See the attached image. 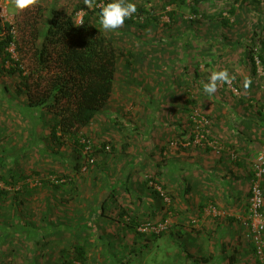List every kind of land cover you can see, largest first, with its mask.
<instances>
[{"label":"rangeland","instance_id":"rangeland-1","mask_svg":"<svg viewBox=\"0 0 264 264\" xmlns=\"http://www.w3.org/2000/svg\"><path fill=\"white\" fill-rule=\"evenodd\" d=\"M78 1L40 0V32L51 8L69 12ZM106 2L98 0L97 9ZM131 2L137 9L132 23L110 31L122 51L113 91L77 145L59 133L51 136L52 114L26 105L19 76L8 73L11 64L0 58V264H57L61 250L75 243L84 244L87 264L182 262L173 256L176 219L157 213L161 202L170 207L172 197L163 190L169 201L156 198L147 183L161 185L155 164L186 143V134H192L194 155L205 151L217 158L229 148L230 163L240 164V200H207L203 214L235 220L233 246L228 243L240 247L235 264H264L248 223L254 167L264 151V0H203L197 13L193 0ZM4 6L0 35L6 22L16 35L20 12L34 3L22 11L13 0ZM82 15L76 13V23ZM145 18L150 25L142 27ZM8 51L18 60L13 45ZM28 64L24 57L20 67ZM219 70H227L230 83L205 94L202 83ZM226 115L240 117L231 128L239 132L240 154L223 145L227 140L220 135H235L230 129L222 133ZM259 185L264 212V176ZM134 215L140 220L135 231L123 223ZM189 218L195 230L205 222ZM165 219L166 229L156 233ZM206 232L201 236L207 238Z\"/></svg>","mask_w":264,"mask_h":264},{"label":"trees","instance_id":"trees-1","mask_svg":"<svg viewBox=\"0 0 264 264\" xmlns=\"http://www.w3.org/2000/svg\"><path fill=\"white\" fill-rule=\"evenodd\" d=\"M39 1L34 0L31 11L20 12L22 18L16 22V35L13 34L12 24H3L0 58L11 64L8 73L19 76L26 105L52 114L51 136H67L77 145L80 132L110 98L122 51L114 46V36L110 31H105L99 24L96 15L98 0H94L91 8L85 6L84 0H79L69 12L51 8L42 33L39 19L44 7ZM202 1L193 0L192 11L197 13ZM79 11H83L82 24L75 20ZM133 16L125 19L124 23H132ZM149 25L150 21L145 18L142 27ZM11 45L16 48L18 60L13 59L8 51ZM24 57L29 64L22 69L20 63ZM154 185L165 189L162 185L147 183L151 192L162 199ZM135 216L123 221L133 231L140 223ZM92 220L93 217H88L89 226ZM166 227L156 233L162 234ZM66 250H61L57 264H87L84 244L75 243L67 250L69 253ZM92 261L97 262L95 258ZM115 262L113 264H122L121 261Z\"/></svg>","mask_w":264,"mask_h":264},{"label":"crops","instance_id":"crops-1","mask_svg":"<svg viewBox=\"0 0 264 264\" xmlns=\"http://www.w3.org/2000/svg\"><path fill=\"white\" fill-rule=\"evenodd\" d=\"M224 117L227 131L223 130L222 133L229 132V129L232 131L233 122L240 121V117L237 120L228 118V115ZM232 132L235 135H220L227 140L223 145L225 148L235 146L240 154L239 132L234 129ZM185 133L187 132L182 136ZM183 139L187 142L171 152L166 151L163 161L155 164L156 180L172 197L170 207L162 204L159 199L161 208L158 206L157 213L164 217L171 215L172 219H176L177 231L174 238L178 242V248L173 251V256H182V262L178 264H235V258L240 256V247H228V243L233 246L235 220L230 223L219 217H207L203 214V209L207 200L219 203L240 200V164L230 163L229 148L223 150L217 158L205 151L194 155L188 143L192 134H186ZM190 216L205 220L203 226L193 229L195 225L189 222ZM200 230L203 233L211 231L208 239L201 236L203 234ZM215 238L216 240H212Z\"/></svg>","mask_w":264,"mask_h":264},{"label":"clouds","instance_id":"clouds-1","mask_svg":"<svg viewBox=\"0 0 264 264\" xmlns=\"http://www.w3.org/2000/svg\"><path fill=\"white\" fill-rule=\"evenodd\" d=\"M33 3L34 0H13V6L21 11ZM93 3L94 0H84L86 7L91 8ZM136 11V5L131 0H107L104 6L98 10L99 24L105 31L116 30L124 24L125 19L131 18ZM82 23L84 20L81 17L78 24ZM231 79L227 70L214 71L208 76L207 82L202 83V90L205 94L212 95L216 92L218 83L227 84Z\"/></svg>","mask_w":264,"mask_h":264},{"label":"built area","instance_id":"built-area-1","mask_svg":"<svg viewBox=\"0 0 264 264\" xmlns=\"http://www.w3.org/2000/svg\"><path fill=\"white\" fill-rule=\"evenodd\" d=\"M4 1L6 0H0V17L4 16L6 14V7L4 6ZM87 149V148H86ZM107 151L109 150V147L106 146L105 148ZM236 155L233 152H230V158L234 159ZM264 151L261 153L256 160V164L254 167L255 171V182L252 185L251 190V203L249 208V224L251 227L250 230V236L251 241L253 243L254 252L257 255L259 259H261L264 255V212H262V196H261V188L259 185V180L264 176ZM154 187L159 192L162 199L166 202L169 201V197L165 192L157 185H154ZM167 220L163 221L162 223H159L157 225V231H160L164 229L167 226ZM149 227L148 224H145L142 228H140L142 231L147 230Z\"/></svg>","mask_w":264,"mask_h":264}]
</instances>
